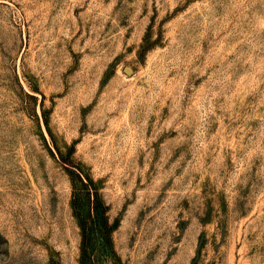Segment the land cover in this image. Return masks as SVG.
Returning <instances> with one entry per match:
<instances>
[{
  "label": "rangeland",
  "instance_id": "rangeland-1",
  "mask_svg": "<svg viewBox=\"0 0 264 264\" xmlns=\"http://www.w3.org/2000/svg\"><path fill=\"white\" fill-rule=\"evenodd\" d=\"M0 264H264V0H0Z\"/></svg>",
  "mask_w": 264,
  "mask_h": 264
},
{
  "label": "trees",
  "instance_id": "trees-1",
  "mask_svg": "<svg viewBox=\"0 0 264 264\" xmlns=\"http://www.w3.org/2000/svg\"><path fill=\"white\" fill-rule=\"evenodd\" d=\"M49 152L51 153L50 150ZM59 159L62 162L63 168L71 181L73 189H75L76 180L81 183L83 192L86 194L90 206L87 217L85 218L77 217L78 225L81 232L80 259L83 260V257L85 256L84 253L86 252L87 249L89 224L93 219V213H95L99 207L105 210V206L102 204L100 194L98 192V188L94 180L88 175H85L83 179L81 177V173H79L77 170V165L72 160L63 157L61 154L59 156ZM109 239H110L109 241L110 253L114 255V260L116 262H119L120 260L112 247L111 238Z\"/></svg>",
  "mask_w": 264,
  "mask_h": 264
}]
</instances>
